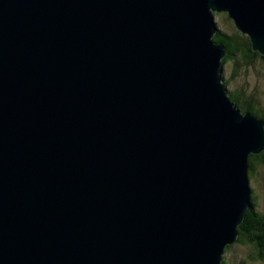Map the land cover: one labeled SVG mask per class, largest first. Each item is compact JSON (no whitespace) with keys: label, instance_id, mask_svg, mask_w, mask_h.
Instances as JSON below:
<instances>
[{"label":"water","instance_id":"water-1","mask_svg":"<svg viewBox=\"0 0 264 264\" xmlns=\"http://www.w3.org/2000/svg\"><path fill=\"white\" fill-rule=\"evenodd\" d=\"M264 0H0V264H222L264 123L220 78Z\"/></svg>","mask_w":264,"mask_h":264},{"label":"trees","instance_id":"trees-1","mask_svg":"<svg viewBox=\"0 0 264 264\" xmlns=\"http://www.w3.org/2000/svg\"><path fill=\"white\" fill-rule=\"evenodd\" d=\"M220 14H215L216 18H219ZM225 16V21L231 25V32H223L219 29V33L216 34L212 39L215 43H221L224 45L225 57L222 60V68L227 63H233L237 65V60L241 63L248 64L252 59L258 58L264 61V57L259 56L257 53H253L250 48V43L245 35H242L234 28L232 22ZM238 66V65H237ZM235 67V70L237 68ZM234 70V71H235ZM228 81L223 83L226 88ZM230 101L234 102L237 108H239L242 113H249L262 120L264 123V109L258 108L256 102L252 101V98L247 99L245 102L241 103L239 101V95L237 92L227 93ZM249 169L248 178L255 171L256 164H262L264 166V152L259 155H251L248 158ZM250 209L246 213V216L240 226L237 228L238 238L232 246H249L254 252L253 260H262L264 258V213L255 212L254 203L251 201V189H250ZM231 248V246L225 248V253ZM251 258L249 260H251ZM222 264H226L225 261ZM239 264H247L246 262H240Z\"/></svg>","mask_w":264,"mask_h":264},{"label":"rangeland","instance_id":"rangeland-1","mask_svg":"<svg viewBox=\"0 0 264 264\" xmlns=\"http://www.w3.org/2000/svg\"><path fill=\"white\" fill-rule=\"evenodd\" d=\"M220 15L219 18L215 17L216 25L223 32H231V25L225 21L224 14ZM237 65L231 62L227 63L221 71L220 78L222 82L228 81L225 88L226 94L235 91L238 93L241 103L252 98L258 108L264 109V61L255 58L248 64H242L241 61L237 60ZM234 66H237L236 70ZM249 186L255 212L264 213V166L262 164L255 165V171L249 178ZM253 255L254 252L249 246H240L238 244L231 246L224 253L223 261L226 264H239L246 261L247 264H264V258L262 260H253L251 258ZM250 258L251 260H249Z\"/></svg>","mask_w":264,"mask_h":264},{"label":"bare ground","instance_id":"bare-ground-1","mask_svg":"<svg viewBox=\"0 0 264 264\" xmlns=\"http://www.w3.org/2000/svg\"><path fill=\"white\" fill-rule=\"evenodd\" d=\"M250 187V186H249Z\"/></svg>","mask_w":264,"mask_h":264}]
</instances>
